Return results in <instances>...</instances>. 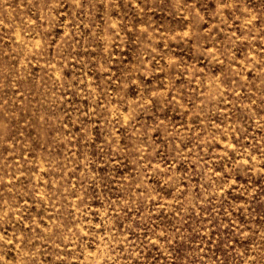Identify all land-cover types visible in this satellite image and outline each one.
I'll use <instances>...</instances> for the list:
<instances>
[{"label": "rangeland", "instance_id": "374dc122", "mask_svg": "<svg viewBox=\"0 0 264 264\" xmlns=\"http://www.w3.org/2000/svg\"><path fill=\"white\" fill-rule=\"evenodd\" d=\"M0 264H264V0H0Z\"/></svg>", "mask_w": 264, "mask_h": 264}]
</instances>
